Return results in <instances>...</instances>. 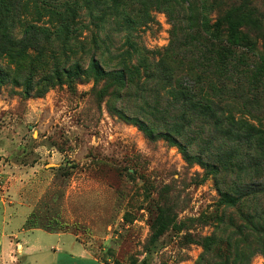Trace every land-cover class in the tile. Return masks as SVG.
<instances>
[{
  "label": "rangeland",
  "instance_id": "1",
  "mask_svg": "<svg viewBox=\"0 0 264 264\" xmlns=\"http://www.w3.org/2000/svg\"><path fill=\"white\" fill-rule=\"evenodd\" d=\"M172 5L13 0L0 17V264H264L240 215L264 207L221 194L264 189V0ZM229 10L250 42L224 68L226 25L206 23Z\"/></svg>",
  "mask_w": 264,
  "mask_h": 264
},
{
  "label": "trees",
  "instance_id": "2",
  "mask_svg": "<svg viewBox=\"0 0 264 264\" xmlns=\"http://www.w3.org/2000/svg\"><path fill=\"white\" fill-rule=\"evenodd\" d=\"M164 1V0H163ZM170 3H173V6H179L183 0H166ZM13 5V0H0V17H6L9 15V8ZM244 20L237 19L235 17L234 11L229 10L226 14L219 20L215 22L214 25L209 26V22L207 21L206 27L210 32L214 27L216 30H220L221 25H226V43L219 45V48L216 50H211L212 56L221 64L222 67H226L225 60L223 59L224 54L226 53V49L228 46H243L248 45L250 42V38L243 31L242 27L244 24ZM216 37H218L216 35ZM222 43V42H221ZM1 46V44H0ZM212 61V59H210ZM216 64V63H215ZM217 65V64H216ZM91 67L92 71L96 79L101 77V72L103 69L100 67V62L96 56V54L92 55L91 58ZM117 77L119 80L124 81L127 79L124 71H116ZM206 110H210V107H205ZM133 120L139 125V127L146 132L151 138L156 135L153 134V130L141 119L133 118ZM192 129L195 127V123L188 124ZM168 138H171L177 144H180L178 138H174L170 135V133H166ZM181 148L186 159H190L189 149L187 146L182 144ZM232 161L233 159L230 158ZM232 163L230 166L232 168ZM228 165V164H227ZM216 167V166H214ZM217 181V180H216ZM262 184L255 183L254 181L249 182H236L233 181V188L236 190L235 192H231L229 190L222 191V202L231 207L241 206L244 202H252L254 199H258V203L264 207V189ZM245 224L243 225V229L247 231L249 240L253 241L255 244L264 243V210H257L256 208H250L248 212H244L240 214ZM166 223L161 222L158 225V228L155 232V238L161 236L166 230Z\"/></svg>",
  "mask_w": 264,
  "mask_h": 264
},
{
  "label": "built area",
  "instance_id": "3",
  "mask_svg": "<svg viewBox=\"0 0 264 264\" xmlns=\"http://www.w3.org/2000/svg\"><path fill=\"white\" fill-rule=\"evenodd\" d=\"M16 246H17V245H16ZM2 250H3V247H2V244H1V242H0V260H1V253H2ZM11 256H12V257H15V254L12 253Z\"/></svg>",
  "mask_w": 264,
  "mask_h": 264
},
{
  "label": "crops",
  "instance_id": "4",
  "mask_svg": "<svg viewBox=\"0 0 264 264\" xmlns=\"http://www.w3.org/2000/svg\"><path fill=\"white\" fill-rule=\"evenodd\" d=\"M58 233H62V232H58ZM22 248H23V250H24V244L22 245ZM82 252H83V250H82Z\"/></svg>",
  "mask_w": 264,
  "mask_h": 264
}]
</instances>
